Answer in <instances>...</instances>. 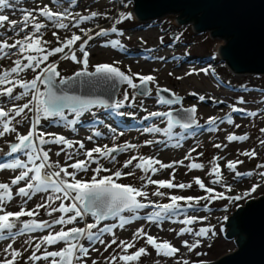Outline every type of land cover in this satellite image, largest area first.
Listing matches in <instances>:
<instances>
[{"label":"snow or ice","instance_id":"6c2138e0","mask_svg":"<svg viewBox=\"0 0 264 264\" xmlns=\"http://www.w3.org/2000/svg\"><path fill=\"white\" fill-rule=\"evenodd\" d=\"M21 4L22 0H0V141L7 148L6 151L0 148V172L11 173L8 179L0 181V241L4 242L0 246V264H101L94 254L102 257L103 264H140L147 249L137 248V241L151 246L158 257L164 258V264L169 261L171 264H206L202 259L192 261L185 256L206 255L197 249L204 239L217 235V224L219 232L226 231L224 221L230 224V234L243 240L245 225L253 218L252 204L239 206L231 217L224 215L222 220L217 217V224L208 223L198 228L195 225L210 220L214 202L223 205L216 211L228 212L229 206H238L258 188L264 190V171L258 173L260 183L253 182L248 190L233 194L234 184L238 187L240 179H254L257 175L238 170L244 160H226L224 155L217 154L207 164L195 162L193 153L197 157L204 156L203 151L197 153L201 146L198 140L183 159L170 163L141 150L151 148L156 153L169 146L182 148L187 138L195 139L198 133L222 131L221 124L240 129L241 124L236 123L233 113L248 118L259 116L264 123V107L248 110L243 107L248 101L241 95L228 106L227 113L209 115L201 124L200 105L213 99L207 93L191 91L181 95L162 86L159 67H150L145 73L133 72L131 65L122 69L120 60L90 63V42L112 33L124 37L128 28L121 30V25L134 29L137 18L128 10L133 0H116L113 13L87 6L76 11L82 7L80 0H31L27 7ZM17 14L19 18H13ZM99 20L112 23L104 27ZM86 22L94 27L84 26ZM241 25V20L232 19L226 28L230 34ZM127 39L131 40V35ZM175 39L179 41L180 36ZM138 40L147 43L142 36ZM159 44H164L163 36L159 37ZM103 47L124 50L125 44L120 38L107 39ZM261 47L264 53V17L261 19ZM146 51L156 53L158 47ZM245 55V50L234 43L223 49V58L234 65ZM143 59L160 64L168 62L165 55ZM172 59L177 57L173 55ZM61 61H71L80 67L71 75H62ZM167 75L183 82L194 76L216 77V68L209 63L204 67L192 66L182 75L171 71ZM223 83L218 79L217 87ZM138 97L153 98L164 110L149 111L143 100L137 103ZM187 97H194L196 103L186 106ZM213 103L223 104L224 101L213 99ZM137 107L147 113L144 120L158 118L164 126L153 122L143 127L142 134L151 138H145L142 143H118L123 132L117 133L112 123L100 119L101 114L106 117L134 115L126 110ZM86 115L112 134V146L95 140L104 136L101 131H94L84 139L48 131L58 126L76 132L78 122ZM259 132L264 137V127H260ZM249 139L247 132L237 134L225 130L223 141L209 142L222 152L233 142ZM87 143L93 146L89 148ZM53 146L58 150L53 151ZM259 148L264 150V138L259 139ZM116 153L130 155L121 163ZM258 155L254 147L239 151V156L249 159ZM179 166L189 172L199 170L202 175H195L188 182L177 181ZM257 167L264 169V164ZM165 174L167 178H154ZM126 178H134L139 183H124ZM217 186L223 190H217ZM194 187L202 190V194H176V190L183 192ZM165 200L167 202H162ZM41 212L49 219L41 218ZM201 212L207 214L200 215ZM260 219L264 230V211ZM141 220L146 223L135 228L130 238L117 235L118 229L124 230ZM165 222L180 225L178 229H167L179 238L180 246L168 239L159 240L146 231V225L163 229ZM186 236L191 239L184 238ZM18 241H22L20 246H17ZM181 246L186 252L181 251ZM101 248L103 253L109 254L104 256ZM156 264L161 261L157 260Z\"/></svg>","mask_w":264,"mask_h":264},{"label":"rangeland","instance_id":"374dc122","mask_svg":"<svg viewBox=\"0 0 264 264\" xmlns=\"http://www.w3.org/2000/svg\"><path fill=\"white\" fill-rule=\"evenodd\" d=\"M116 3V0H80V4L82 7H78L76 11H82L83 6H87L92 10H100V11H109L113 13L116 11V8L113 7V4ZM31 5V0H22V7H27ZM132 6L128 9L132 10ZM19 18V14L16 17ZM178 15L169 13L162 16L159 19L151 20L149 22L143 23L136 19L134 29L130 27V25H121L119 26L121 30L128 28V31L125 32L124 37H118L117 34L112 33L109 37H100L96 40L89 43V49L92 52L90 56V63L94 64L96 62H111L113 60H120L121 68L126 69L129 65L132 67V71H142L147 72L150 67H159L161 68V73L159 76L160 83L162 86L170 87L177 93L181 95H185L187 92L197 91L201 94L207 93L209 97L224 101L223 104L213 103V99H209L203 102L200 105V115L202 117L201 124H204L207 117L209 115H224L229 111V105L236 102L237 98L241 95H244L248 101L246 107L248 110H257L260 107H264V74H254V73H237L234 72L223 60L218 57V48L226 44V40L220 37H212L211 31H206L204 33H194L192 29V24L187 23L186 25L180 24L177 22ZM180 19V18H178ZM102 26L109 27L111 25V21H98ZM86 27H94V24L90 22H86L84 25ZM75 31V29H73ZM131 35L132 39L128 40L127 36ZM179 35L180 39L177 41L175 36ZM46 38H49V34H45ZM143 37L147 43H140L138 37ZM164 37V44H159V37ZM120 38L122 43L125 44V49H111L110 47H103L105 41L107 39H116ZM167 45H171V47H167ZM158 47V51L156 53H151L146 51V49ZM184 53H188L189 55L185 56ZM152 55H165L168 57V62L166 64H160L154 60L149 59L145 61L143 57L152 56ZM175 55L177 57L176 60L172 59V56ZM79 56V53H78ZM215 56L216 59L213 60L212 57ZM59 58L58 56L56 57ZM139 61V63H137ZM181 63H183V67H181ZM209 63L213 64L216 68V77L208 76H194L191 78H186L183 82L176 81L174 76L169 77L167 75L168 72H173L174 75H182L185 70L192 66L196 67H204ZM80 66L71 62V61H61L60 62V72L62 75H71L75 70H78ZM29 77L31 73L28 74ZM222 80L224 83L222 86L217 87V80ZM243 86V87H242ZM143 100L144 105L147 107L149 111L155 110H164V106L156 105L153 98H140L138 97L137 103ZM192 103H196L194 97H187L185 100L186 106ZM129 113H133L134 115H125L123 117L120 116H105L101 114L100 119H106L107 122L113 124L114 127L117 128V133L123 132V136L119 137L118 143H123L125 141H131L133 143H142L145 138H151L146 134H142V128L148 126L149 124L155 122L160 124L158 118H152L149 120H144L143 117L147 115L146 112L141 111L139 107L136 109H127ZM233 117L236 123L241 124L240 129H234L227 124H221L220 128L222 131L215 133H208L207 131L198 133L195 139L189 137L183 142L182 148H174L169 146L168 148H161L158 152L153 153L151 148L142 149L141 151L145 154H156L158 158H160L165 163H170L173 160L183 159V155L190 147L195 146L197 140L200 141L201 146L197 148V153L200 151L204 152L203 157H197L196 153L192 155L196 157L195 162H201L207 164V162L214 155H224L226 160H235L239 158L240 160H244L243 165H238V170L244 171H252L256 173L255 178L246 177L242 178L238 181V187L234 184L235 192L233 194H239L242 191H246L250 188L253 182L260 183L258 173L260 171H264V169H260L257 167L259 164H264V150L259 148V139L264 138L261 137L259 132L260 127H264V123L261 122L259 116L256 118H248L242 116V114L233 113ZM163 127V124H160ZM77 131L71 132L69 129L63 127H50L48 131L62 133L68 138L74 139H84L87 135H91L94 131H101L104 133V136L101 138H95V140L101 144H108L112 146V134L108 133L102 124H97L95 120L89 118V116H85L81 119V121L77 124ZM226 131H235L237 134H243L247 132L250 136V139L246 142H233L229 145V148L224 151H218L214 149L209 141L215 140L216 142H221L224 140V135ZM176 131H179L177 129ZM157 138H162V136H157ZM87 146L90 148L93 146L92 143H87ZM256 148L259 155L257 157H253L251 159L245 158L243 156H239V151L248 150L250 148ZM0 148H4L6 151V145H4L3 141H0ZM58 147L53 146V151H57ZM134 154V153H132ZM130 153H116L117 159L123 163L125 159L129 157ZM53 160L56 157L53 155ZM61 161L63 162V155L61 156ZM226 160L224 163H226ZM187 164L188 161H185ZM111 166V165H109ZM227 174V173H225ZM11 173L9 172H0V181H4L9 178ZM139 176L140 173L138 172ZM202 175L199 170H193L189 172L183 166H179L176 180L182 182H188L193 176ZM154 178H167V174L164 176H158ZM124 183H139L138 180L134 178H126L123 180ZM208 183V180L205 181ZM217 190H223L217 186ZM176 194H202V190L194 187L192 190H184L181 192L180 190H176ZM264 196V190L257 189L255 193L252 194L246 201H241L240 204L236 207L229 206V211H216V208H223L222 204L215 203L212 205L214 211L210 216V220L204 222L203 225L197 224L195 227L207 226L208 223L217 224V217H222L224 215H228L229 217L239 208V206H244L249 200H253L259 197ZM167 202V200L162 201ZM19 203V201H17ZM33 203L29 204V207H32ZM200 215H206L207 213L201 212ZM141 215H143V210L141 211ZM41 218L49 219V217L41 212ZM145 221L134 222L130 226H126L124 230H117V235L121 238H130L131 232L135 230V228L139 227L141 224H145ZM227 221L223 222L226 231L221 233L219 232L220 225L217 224V235L212 238L204 239L202 241V246L197 249L199 252L206 253V255L197 257L194 254H187L185 258H188L192 261L204 260L206 263H213L217 261L222 255L231 253L237 249L235 238H227L226 232L228 227L226 226ZM169 227L179 228L180 225H173L169 222H165L163 225V229L157 228L154 225H146V231L149 234L155 235L159 240L168 239L171 240L177 246H180L179 238H175L174 233H170L167 231ZM186 239H191L190 237H184ZM22 241H18L17 246H20ZM4 242L0 241V246H3ZM138 247H146L147 255H143L140 259V264H156L157 260L161 261V264H164V258L158 257L151 248L145 244L144 241H137L136 244ZM111 251V250H110ZM181 251L186 252L185 249L181 246ZM101 252L103 253V249L101 248ZM109 253H103L104 256H107ZM94 258L101 260L102 257L96 256L94 254ZM171 264V261H169Z\"/></svg>","mask_w":264,"mask_h":264},{"label":"water","instance_id":"95a60500","mask_svg":"<svg viewBox=\"0 0 264 264\" xmlns=\"http://www.w3.org/2000/svg\"><path fill=\"white\" fill-rule=\"evenodd\" d=\"M131 11L141 22L156 20L169 13L177 14L180 18L176 19L177 22L191 23L195 33L211 31L212 37L226 40V44L218 48V57L234 72L264 74L261 47L264 0H133ZM232 19L241 20L242 25L229 34L226 24ZM232 43L246 52L244 59L235 65L223 58V49ZM247 204L253 205L254 212L251 222L245 225V238L242 240L231 235L227 222L226 237L235 238L237 249L206 264H264V230L260 219V213L264 211V196L249 200Z\"/></svg>","mask_w":264,"mask_h":264}]
</instances>
